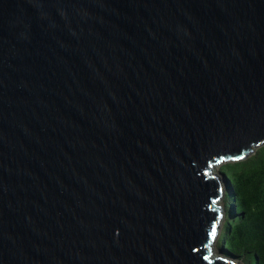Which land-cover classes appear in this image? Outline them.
I'll list each match as a JSON object with an SVG mask.
<instances>
[{"label": "water", "instance_id": "1", "mask_svg": "<svg viewBox=\"0 0 264 264\" xmlns=\"http://www.w3.org/2000/svg\"><path fill=\"white\" fill-rule=\"evenodd\" d=\"M263 146L264 0H0V264H242Z\"/></svg>", "mask_w": 264, "mask_h": 264}, {"label": "trees", "instance_id": "2", "mask_svg": "<svg viewBox=\"0 0 264 264\" xmlns=\"http://www.w3.org/2000/svg\"><path fill=\"white\" fill-rule=\"evenodd\" d=\"M230 179L227 216L217 246L242 264H264V146L221 167Z\"/></svg>", "mask_w": 264, "mask_h": 264}, {"label": "snow or ice", "instance_id": "3", "mask_svg": "<svg viewBox=\"0 0 264 264\" xmlns=\"http://www.w3.org/2000/svg\"><path fill=\"white\" fill-rule=\"evenodd\" d=\"M237 158L238 159H242V157H237ZM215 234H216V227L214 225L213 228H212V232L210 233V235L215 236ZM205 259H208V257H205Z\"/></svg>", "mask_w": 264, "mask_h": 264}, {"label": "bare ground", "instance_id": "4", "mask_svg": "<svg viewBox=\"0 0 264 264\" xmlns=\"http://www.w3.org/2000/svg\"><path fill=\"white\" fill-rule=\"evenodd\" d=\"M242 263V262H241Z\"/></svg>", "mask_w": 264, "mask_h": 264}]
</instances>
